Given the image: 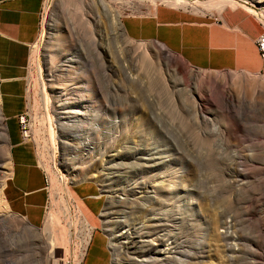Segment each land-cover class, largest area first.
Here are the masks:
<instances>
[{"label":"rangeland","instance_id":"1","mask_svg":"<svg viewBox=\"0 0 264 264\" xmlns=\"http://www.w3.org/2000/svg\"><path fill=\"white\" fill-rule=\"evenodd\" d=\"M233 1L227 4L241 3ZM121 2L109 4L121 10L120 20L171 4ZM93 17L89 0H44L21 80L18 130L48 176L38 225L9 211L2 196L11 156L0 110V264H79L91 224L73 190L84 200L101 194L99 218L115 264L128 253L118 236L124 225L144 228L145 237L132 242L142 240L144 248L152 244L168 256L156 264H264V70L193 68L154 42L129 39L123 26L118 33L106 17ZM137 47L169 59L185 84L147 70ZM70 77L73 84L64 90ZM71 104L85 124L78 132L67 117ZM152 218L159 224L150 226ZM100 237L95 234L89 255ZM180 256L183 261L175 259Z\"/></svg>","mask_w":264,"mask_h":264},{"label":"crops","instance_id":"2","mask_svg":"<svg viewBox=\"0 0 264 264\" xmlns=\"http://www.w3.org/2000/svg\"><path fill=\"white\" fill-rule=\"evenodd\" d=\"M43 2L0 0V110L11 156L1 191L9 211L32 225L43 219L49 196L48 176L32 144L21 136L17 117L24 103L21 80L39 37ZM255 7L264 9V4ZM121 23L129 39L154 42L193 68L250 75L263 70L264 59L255 43L263 26L239 4L208 12L159 3L149 12L123 15ZM91 189L96 193L97 186L91 185ZM73 193L92 226L79 264H115L99 218L101 194L84 200L75 190ZM96 233L101 237L89 255Z\"/></svg>","mask_w":264,"mask_h":264},{"label":"bare ground","instance_id":"3","mask_svg":"<svg viewBox=\"0 0 264 264\" xmlns=\"http://www.w3.org/2000/svg\"><path fill=\"white\" fill-rule=\"evenodd\" d=\"M171 4L174 5H184V6H194L197 8H208V9H214V10H218L221 7H224V5H226L227 3L233 1V0H205V1H190V0H165ZM114 2L116 4H122L121 0H89V5H90V12L94 15V22H96V20L98 19V21H100L101 17H106L108 19V22L110 24L111 27H113L114 29H116V31L120 34L123 35V30H122V23L120 20V15H121V10L116 8V9H111L110 7V3ZM234 2V1H233ZM178 7H183V6H178ZM100 10V12H99ZM96 16V17H95ZM264 19V17H262ZM160 46V45H159ZM161 47V46H160ZM162 50L165 51V49L163 47H161ZM137 56H140L141 61L143 62L142 64L145 66V68L148 69H152L154 72L156 71L158 73V76L160 78L163 77V79L168 77L171 79V81H173V78L175 79L174 82L178 83L179 85H183L184 83V78L183 76L180 74V72H178L177 68L173 67L170 64V60L166 59L165 57H162L160 54H152L150 52H147L146 49L142 50V48L137 47V52H136ZM71 64L69 66L68 69V73L73 74L74 73V69H75V61L72 60L70 61ZM122 67L124 66L123 64H121ZM156 76V74H155ZM154 78V76H153ZM158 79V77H157ZM153 80V79H152ZM156 80V77L154 78V81ZM74 79H72L70 77L69 83L64 84V90H67L71 87V84H73ZM89 81V80H88ZM87 81V82H88ZM159 81V80H158ZM80 83H84V82H80ZM89 84V83H88ZM185 84V83H184ZM81 87H85V84H79ZM228 97V96H227ZM74 104H71V106L68 108V110H66L67 112V117L69 118L70 121L73 122V127L74 128H78L77 132L79 130H83V126L84 121L81 119V115L79 113V109H77L75 106H73ZM66 192V191H65ZM66 195V194H65ZM67 197L72 198V195L69 191H67ZM120 204H123V202L120 201ZM72 208V207H71ZM118 210V209H117ZM160 212H165L164 210H160ZM112 213L111 211H106L105 215H106V220L110 221V219L107 218L108 214ZM167 214V213H166ZM116 223H119V220L117 217H113ZM2 219L1 217V212H0V220ZM155 218L151 219V223H149L150 226H154L155 223L159 224V220L156 221ZM228 223H226L227 226ZM92 228V226H91ZM123 231L118 234L119 236V240H121V242H125V247L128 250L127 256L125 258V262L123 264L126 263H133V264H156V263H161L164 260H166L167 257L165 256L164 258L162 256H160L158 254V247L153 246L152 244L149 246H146L145 248L142 246V240H136L135 242H132L131 238H135L137 237V235H140L141 237H145L143 236V232H145L143 229L141 228H134V230L132 228H128V226H122ZM231 226L228 225V238L233 240L232 242H229V246L232 252H236V243H235V236L234 235H230V229ZM126 229V231H124ZM133 230V231H132ZM142 239V238H141ZM168 249V248H166ZM172 249V248H169ZM170 252V251H169ZM132 253V254H129ZM175 259H178V261H183V256L180 257H176Z\"/></svg>","mask_w":264,"mask_h":264},{"label":"built area","instance_id":"4","mask_svg":"<svg viewBox=\"0 0 264 264\" xmlns=\"http://www.w3.org/2000/svg\"><path fill=\"white\" fill-rule=\"evenodd\" d=\"M239 1L241 2V3H239V5H242L244 7H245V5H248L251 8H253V9H249V11L260 21V23L263 26V31L257 37L255 43H256V47H257L261 57L264 59V19L262 18V17H264V11H257V8L255 7V5H252L251 3L247 2L246 0H239ZM263 70H264V64H263ZM19 122L21 124H25V117L21 116ZM22 135L24 137L28 136L27 132L25 131V128H23V126H22Z\"/></svg>","mask_w":264,"mask_h":264}]
</instances>
